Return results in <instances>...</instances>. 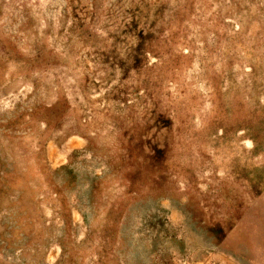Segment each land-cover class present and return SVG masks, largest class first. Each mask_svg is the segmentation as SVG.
Returning a JSON list of instances; mask_svg holds the SVG:
<instances>
[{
    "label": "rangeland",
    "instance_id": "1",
    "mask_svg": "<svg viewBox=\"0 0 264 264\" xmlns=\"http://www.w3.org/2000/svg\"><path fill=\"white\" fill-rule=\"evenodd\" d=\"M0 264H264V0H0Z\"/></svg>",
    "mask_w": 264,
    "mask_h": 264
}]
</instances>
